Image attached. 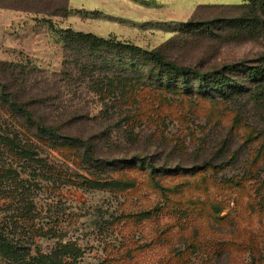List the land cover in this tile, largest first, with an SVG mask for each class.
<instances>
[{
	"label": "rangeland",
	"instance_id": "374dc122",
	"mask_svg": "<svg viewBox=\"0 0 264 264\" xmlns=\"http://www.w3.org/2000/svg\"><path fill=\"white\" fill-rule=\"evenodd\" d=\"M112 1L37 0L28 3L43 9V13L0 7L5 10L4 16L0 11V63L5 64H0V80L10 84L6 77L9 71L7 73L5 69L14 64L18 74L16 79L22 83L19 96H37L43 100L39 117L66 134L87 140L97 156L93 165L87 164L81 160L82 149L78 146L37 139L23 127L25 121L20 120L15 125L16 129L27 137L32 136V140L41 147L39 157L43 163L55 169L62 179L54 182L51 177H41L37 173L30 176L22 173L29 183L32 181L35 184L30 199L34 200L36 209L34 224L19 228L16 234H21L26 240L34 239L30 246L33 254L38 249L51 251L59 238L75 241L84 250V256L77 264H122L119 261L120 247L132 254L130 261L123 264H163L167 247L160 243H164L165 237L153 244L156 220L145 215L141 217L136 212L140 206L143 209L154 199L152 179L161 178V182L171 188L179 182L198 181L200 175H163L150 169L146 163L173 169L176 166H191L205 159L214 160L216 154L212 148L216 142L227 138L230 151L235 152L237 158L216 178L243 176L246 167L242 166L251 161L256 153L251 150L264 145V99L257 98L264 93L252 89L235 95L239 97L231 100L212 102L205 97L207 95H191L162 87L158 80L149 82L146 79L144 82V77H141L137 79L142 81L139 91L136 88L140 96H129V99L128 96H110L97 76L90 79L79 69L80 54L66 49L58 32L49 24L52 21L56 30L72 28L100 36L114 34L120 40L149 50L159 48L167 58L201 71L220 69L234 63L248 66L263 64L264 31L252 29L251 33L238 36L229 32L228 25L218 27L222 22H230V18L246 14V8L235 6L239 4L238 0H132L131 7L123 0H119L118 5V1ZM4 3L16 7H26L27 4L18 0H4ZM15 14L19 18L15 19ZM188 22L193 23L191 27L200 28L183 31ZM132 56L128 55L129 58ZM108 73L111 74V71ZM101 74L103 76L105 72ZM131 74L138 76L145 71L140 69ZM244 75L247 76V73ZM192 85L197 84L192 81ZM217 113L223 118L221 125L215 124L211 118ZM233 121H237L241 135L247 132L246 129L250 131L253 128L260 132V138L246 141V137L231 132L224 123ZM3 135L0 132V197L5 191L20 187L16 177L8 180L1 169L10 163L14 152L11 144L2 139ZM203 140L209 143L207 152L198 157L195 151ZM137 156L144 161L139 165L137 160L138 168L125 172L132 182V185L125 186L126 191L120 192L125 197L118 199L107 189L83 185L85 178L93 179L91 172L94 169L103 177L108 170L106 168L112 170L128 166L127 162L120 161ZM262 156L259 155L257 160L259 165L264 164ZM115 160L118 162L113 163ZM94 164L99 167H89ZM207 178L210 179L209 175ZM257 180L264 181V165L257 174ZM171 189L165 191L171 199L169 209H173L169 210V221L176 222L174 210L179 208L183 193ZM157 192L160 193L159 190ZM240 194L238 202H223L220 216L225 220L218 223L226 229H230L235 222L248 230L259 228L262 215L248 207L250 192L245 189ZM213 198L219 197L215 193ZM120 201L127 203L128 211L135 212V215L121 227L102 229L100 224L110 220L111 214L119 210ZM15 206L10 199H0V225L12 222L11 218L13 221L16 219ZM184 208L189 215L186 226L190 228L194 220V206L187 203ZM236 213H240L239 217ZM139 217L141 220L137 221ZM245 236L247 233L242 240L247 239ZM242 249L245 248L242 246ZM256 259L249 257L248 251H242L236 263L252 264L254 261L253 264H264Z\"/></svg>",
	"mask_w": 264,
	"mask_h": 264
},
{
	"label": "trees",
	"instance_id": "16d2710c",
	"mask_svg": "<svg viewBox=\"0 0 264 264\" xmlns=\"http://www.w3.org/2000/svg\"><path fill=\"white\" fill-rule=\"evenodd\" d=\"M5 1L14 2L15 0ZM18 1L26 2V7L8 5L4 3V0H0V7L33 13L45 12L43 9L28 4L37 0ZM235 6L246 8V14L230 18V22H222L218 27L222 28L228 25L229 32L238 36L251 33L252 29L264 31V0H242ZM192 24V22H188L183 31L190 32L200 28V26L191 27ZM49 25L55 32H58L66 49L83 55V57L78 56L80 60L79 69L90 79L97 76L99 82L108 89L107 94L110 96H128V99L129 96H140L138 87H141L142 81L138 82L137 79L141 77H144V82L146 79L149 82L158 80L162 87L169 89H178L191 95H207L205 97H209L212 102L231 100L234 97H239L235 95L250 92L252 89L264 93V63L255 66L234 63L224 65L220 69L201 71L191 66L178 64L167 58L159 48L149 50L132 42L120 40L114 34L100 36L93 32L72 28L56 30L52 21ZM204 27L211 29L208 24H204ZM128 55L133 56L129 58ZM10 65L12 66L9 69H5L7 73L9 71L6 77H8L7 80L10 84L0 80V132L4 134L2 136L4 142L11 144L14 152H12L10 163L3 165L1 169H3L8 180L16 177V183L20 187L18 190L5 191L3 197H0V199H10L16 205L14 209L16 219L13 221L11 218L10 221L12 222L0 225V264H77L84 256V250L75 241L59 238L51 251L46 252L38 249L37 253L33 254L30 246L34 239L26 236L30 238L26 240V238L21 237V234L17 236L16 233L19 228L34 224L36 209L34 200L30 199L32 187L35 184L32 181L29 183L28 178L22 177V173H26L28 176L37 173L41 177H51L54 182L62 179V176L54 168L52 170L51 166L43 163L39 157V148L41 147L32 140L31 135L37 139L78 146L82 149L81 160L87 164L92 163L93 165V161H97V156L87 140L66 134L51 122L39 117L44 101L39 100L37 96H19L21 92L19 86H22V83L16 79L18 76L16 67L14 64ZM10 68L12 69L10 70ZM140 69L144 70L145 74L131 76V73ZM109 71L111 74H107ZM102 72H105L103 76ZM245 73L247 76L244 75ZM192 81H195L197 85L193 86ZM103 87L101 89H104ZM257 98L264 99V96ZM213 115L211 118H213L214 123L221 125L223 123L221 114ZM20 120L25 121L23 127L30 131L29 137L25 136L21 130L16 129L15 125L19 124ZM224 125L230 127L228 129L236 135H241L237 121L224 123ZM246 130L247 132L241 135L242 138L246 137V141L260 138V132L256 129ZM208 144L204 140L200 143L198 150L195 151L198 157L206 154ZM263 146L262 144V146L251 150L252 153L256 152L252 155L254 158L242 166L243 168L246 167L243 171L244 174L237 178H216L220 172L228 169L237 158V154L230 151V143L227 138L216 142L212 148L216 154L214 160L205 159L191 166H176L173 169L168 166H156L152 162L146 163L150 169L162 172L163 175L171 173L176 177L201 176H199L198 181L195 179L192 182L183 181L173 184L172 189L164 185L161 178L152 179L153 186L151 185V187L153 188L154 199L143 209L140 206L136 212V215L140 214L141 217L145 215L157 221H155L156 226L153 228L152 243L157 244L165 237L164 243H160L161 246L167 247L163 264H237L239 254L242 251H248L249 257L253 259L256 257L258 262H264V181L257 180V174L260 173L264 165H259L257 162L259 155L264 157V154H260L264 152ZM137 160L139 165H142L144 158L137 156L131 159H122L120 162H127L128 166H119L112 170L106 168L108 170L105 171L106 175L103 177L96 173L97 169H94L91 172L93 179L85 178L83 185L107 189L106 191L121 199L126 195L123 193L120 195V192L126 191V185H132L125 172L130 169H137ZM115 162L118 160L113 161V163ZM92 165L89 167H99L98 164ZM207 174L210 179L207 178ZM247 174L250 176L247 177ZM151 178L154 177L151 176ZM226 184L229 186H225ZM170 189L176 193H183L182 199L178 203L179 208L174 210L177 216L176 222L169 221V210L173 209H169L171 199L166 196L165 191H170ZM245 189L251 194L248 207L262 215L260 227L256 229L253 227L248 230L235 222L230 229L224 228L218 223L225 220L220 216L223 202L227 200L238 202L237 197L241 196L240 191ZM158 190L160 193L157 192ZM215 193L219 197L218 199L213 198ZM187 203L194 206V220L193 224H190V228L186 226V218L189 215H187L184 206ZM134 215L135 212L130 213L128 211L127 203L120 201L119 210L111 214L110 220H104L100 227L102 229L121 227L122 224H127ZM239 215L240 213H236V217ZM141 217L137 221H140ZM246 233L247 239L242 240V236ZM260 238L263 240H258ZM242 246L245 249H242ZM139 248L137 247V249ZM120 250L119 261H122V264L129 262L132 255L130 251L122 247ZM240 263L242 264V262Z\"/></svg>",
	"mask_w": 264,
	"mask_h": 264
},
{
	"label": "crops",
	"instance_id": "0c3cea01",
	"mask_svg": "<svg viewBox=\"0 0 264 264\" xmlns=\"http://www.w3.org/2000/svg\"><path fill=\"white\" fill-rule=\"evenodd\" d=\"M112 0H109V2H111ZM115 1H118V3L116 4V5H118V4H120V1L119 0H113L112 2H115ZM145 1H147V0H145ZM123 2H125V4L126 5H129V7H131L132 6V0H123ZM242 2V0H238V3H241ZM0 11H2L4 14H2V16H4L5 15V10L4 9H0ZM98 11H100V12H102L101 10H99L98 9ZM16 13V12H15ZM19 13V12H18ZM16 18H19V15H17V14H15V19Z\"/></svg>",
	"mask_w": 264,
	"mask_h": 264
}]
</instances>
